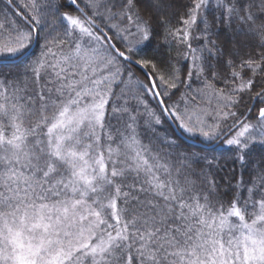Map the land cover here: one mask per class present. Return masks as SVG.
<instances>
[{"label":"snow or ice","instance_id":"1","mask_svg":"<svg viewBox=\"0 0 264 264\" xmlns=\"http://www.w3.org/2000/svg\"><path fill=\"white\" fill-rule=\"evenodd\" d=\"M0 264H264V0H0Z\"/></svg>","mask_w":264,"mask_h":264},{"label":"trees","instance_id":"2","mask_svg":"<svg viewBox=\"0 0 264 264\" xmlns=\"http://www.w3.org/2000/svg\"><path fill=\"white\" fill-rule=\"evenodd\" d=\"M225 38H226V34L223 31H221V39L223 40ZM158 39H159V37H157V40ZM154 45H155V41L153 42V45L149 47V53H151L152 47H154ZM161 131H163V130H161ZM194 150H198V149H194ZM221 163L223 164L224 161H221ZM229 166H231V165H229ZM220 175L223 176L224 175V172H221Z\"/></svg>","mask_w":264,"mask_h":264}]
</instances>
